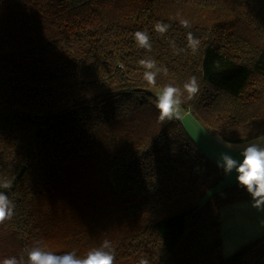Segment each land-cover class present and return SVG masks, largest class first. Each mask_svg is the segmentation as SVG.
<instances>
[{"label":"trees","instance_id":"16d2710c","mask_svg":"<svg viewBox=\"0 0 264 264\" xmlns=\"http://www.w3.org/2000/svg\"><path fill=\"white\" fill-rule=\"evenodd\" d=\"M145 57L168 68L155 87ZM191 76L200 91L182 110L209 134L264 133V0H0V176L12 181L0 191L16 204L0 260L37 244L83 256L107 239L115 264H264V236L222 254L220 211L246 190L218 188L216 163L177 118H158L151 88Z\"/></svg>","mask_w":264,"mask_h":264},{"label":"clouds","instance_id":"9594fccd","mask_svg":"<svg viewBox=\"0 0 264 264\" xmlns=\"http://www.w3.org/2000/svg\"><path fill=\"white\" fill-rule=\"evenodd\" d=\"M181 27L191 28V21L182 18L179 21ZM170 28L169 24L163 21H156L153 30L161 35L165 34ZM136 45L146 50L152 51L151 37L146 31H137L134 34ZM186 48L196 52L200 46V39L193 32H187ZM174 54H180L185 51L184 48H177L175 42L171 44ZM138 64L144 69L143 80L149 86H157V77L160 74L167 75L168 68L158 65L152 57H145L138 61ZM200 91V84L196 76L189 77L182 87L173 84H165L159 87L155 93L154 105L159 113L161 121L180 118L182 115V104L186 97L188 100L194 98ZM218 140L231 149L233 147L230 141L223 137ZM242 160L234 158L227 152L221 153L216 161V166L224 174L236 173L238 185L245 189L251 197L249 206L259 213H264V133L255 138V141L249 143L240 152ZM198 170V169H197ZM12 188V181L8 177L0 176V189ZM16 204L9 198L5 191H0V224L5 223L15 215ZM260 227L264 228V221L260 222ZM115 252L109 240L102 241L100 246L88 250L83 256L77 255L74 251L57 254L46 250L44 246L34 245L26 250L25 256L10 257L0 260V264H115ZM138 264H149V260L141 258Z\"/></svg>","mask_w":264,"mask_h":264},{"label":"crops","instance_id":"0c3cea01","mask_svg":"<svg viewBox=\"0 0 264 264\" xmlns=\"http://www.w3.org/2000/svg\"><path fill=\"white\" fill-rule=\"evenodd\" d=\"M177 119L183 123V127L191 140L215 163L220 154L224 152L229 153L238 160H242L240 152L249 143L255 141L253 139L244 143L232 144L233 147L228 149L218 140V136L209 134L188 112L182 110L181 117ZM236 182V173L233 171L231 174H224L218 188H224ZM249 204L250 201L237 203L220 211L223 256H228L241 246L264 236V228L260 227V222L264 221V213L257 212Z\"/></svg>","mask_w":264,"mask_h":264},{"label":"rangeland","instance_id":"374dc122","mask_svg":"<svg viewBox=\"0 0 264 264\" xmlns=\"http://www.w3.org/2000/svg\"><path fill=\"white\" fill-rule=\"evenodd\" d=\"M159 89H154V88H151V91L154 93V95H155V93L158 91ZM193 119L199 124V122L193 117ZM180 124H181V126H182V128L184 129V127H183V123L180 121ZM205 129V128H204ZM185 130V129H184ZM186 132V131H185ZM186 134L188 135V137H189V134L186 132ZM190 138V137H189ZM191 139V138H190ZM192 141V140H191ZM193 142V141H192ZM194 143V142H193ZM195 144V143H194ZM195 146L203 153V151L195 144ZM205 156H207L205 153H203ZM208 157V156H207ZM210 160H212L210 157H208ZM213 161V160H212ZM214 162V161H213ZM220 185V184H219Z\"/></svg>","mask_w":264,"mask_h":264}]
</instances>
